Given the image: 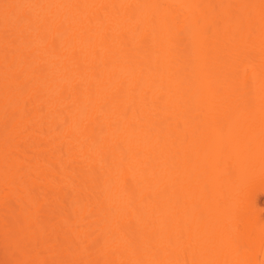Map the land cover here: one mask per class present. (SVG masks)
Segmentation results:
<instances>
[{"label":"bare ground","instance_id":"1","mask_svg":"<svg viewBox=\"0 0 264 264\" xmlns=\"http://www.w3.org/2000/svg\"><path fill=\"white\" fill-rule=\"evenodd\" d=\"M0 264H264V0H0Z\"/></svg>","mask_w":264,"mask_h":264},{"label":"rangeland","instance_id":"2","mask_svg":"<svg viewBox=\"0 0 264 264\" xmlns=\"http://www.w3.org/2000/svg\"><path fill=\"white\" fill-rule=\"evenodd\" d=\"M260 129H258L257 133H259Z\"/></svg>","mask_w":264,"mask_h":264}]
</instances>
